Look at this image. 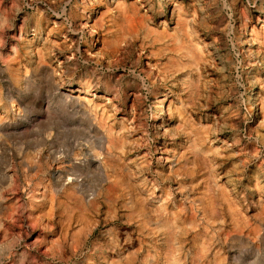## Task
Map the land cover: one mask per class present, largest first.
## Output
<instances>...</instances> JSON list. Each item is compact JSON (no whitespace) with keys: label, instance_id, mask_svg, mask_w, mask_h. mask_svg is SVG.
Here are the masks:
<instances>
[{"label":"rangeland","instance_id":"374dc122","mask_svg":"<svg viewBox=\"0 0 264 264\" xmlns=\"http://www.w3.org/2000/svg\"><path fill=\"white\" fill-rule=\"evenodd\" d=\"M0 264H264V0H0Z\"/></svg>","mask_w":264,"mask_h":264},{"label":"bare ground","instance_id":"6f19581e","mask_svg":"<svg viewBox=\"0 0 264 264\" xmlns=\"http://www.w3.org/2000/svg\"><path fill=\"white\" fill-rule=\"evenodd\" d=\"M163 2V1H162ZM88 25V24H87ZM87 28V27H86ZM243 28V30H245L246 29V27L244 26V25H241V29ZM50 32V31H49ZM30 33V32H29ZM32 33V32H31ZM31 36V35H30ZM34 38V37H33ZM43 39V38H42ZM92 39V38H91ZM25 41V40H24ZM91 41V40H90ZM23 42V41H22ZM21 42V43H22ZM35 42V41H34ZM92 42V41H91ZM24 44H26L25 42H24ZM47 44V43H46ZM89 45L91 44L90 42L88 43ZM23 45V44H22ZM85 46H87V45H85ZM34 47V46H33ZM90 47V46H89ZM35 49V48H34ZM89 49V48H88ZM28 51V50H27ZM31 51V50H30ZM22 52H24V51H22ZM49 52V51H48ZM21 53V52H20ZM34 53V52H33ZM50 53V52H49ZM92 54V53H91ZM23 55V54H22ZM94 55V54H93ZM16 56H18V54L16 55ZM96 56V55H95ZM28 58V57H27ZM34 58V57H33ZM46 58V57H45ZM23 61V60H22ZM34 63V62H33ZM18 64V63H17ZM33 65V64H32ZM17 66V65H16ZM19 66V65H18ZM22 73V69H21V67H19V69H18V71H17V74H21ZM14 93V92H13ZM157 93V92H156ZM160 95V94H159ZM158 100H160V101H158L159 103H158V105H161V104H163V103H165V101H166V99L165 98H161V99H158ZM168 100V99H167ZM170 100V99H169ZM249 111H257V109H258V105H259V100H258V95L255 93V92H251V95H250V97H249ZM159 107V106H158ZM258 111H259V109H258ZM3 114V113H2ZM162 112L161 111H156L155 113H154V115H153V117H152V119H151V125H152V127H159V124L161 123L160 121H162L161 119H162ZM173 118V117H172ZM171 122H173V120H170ZM176 121V120H175ZM170 122V123H171ZM5 123V122H4ZM176 124V123H175ZM172 125V124H171ZM161 128V127H160ZM159 130V129H158ZM173 161V160H172ZM141 207V206H140ZM156 212V211H155Z\"/></svg>","mask_w":264,"mask_h":264}]
</instances>
